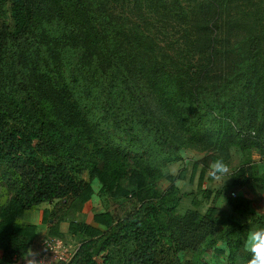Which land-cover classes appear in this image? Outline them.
<instances>
[{"label": "trees", "instance_id": "16d2710c", "mask_svg": "<svg viewBox=\"0 0 264 264\" xmlns=\"http://www.w3.org/2000/svg\"><path fill=\"white\" fill-rule=\"evenodd\" d=\"M185 147L206 152L194 173L264 154V0H0V264L46 252L64 221L81 237L68 264H208L220 240L236 264L264 215L219 191L179 214L185 171L161 167ZM94 181L104 210L78 221ZM232 185L264 174L242 165Z\"/></svg>", "mask_w": 264, "mask_h": 264}, {"label": "rangeland", "instance_id": "374dc122", "mask_svg": "<svg viewBox=\"0 0 264 264\" xmlns=\"http://www.w3.org/2000/svg\"><path fill=\"white\" fill-rule=\"evenodd\" d=\"M180 159L164 164L161 168L162 171L171 174H179L182 170L185 171V179H178L176 181L177 186L180 189L182 196L181 202L177 208L179 214L185 213L188 209H199L202 213H205L209 208L212 198L219 191L220 197L217 205L222 209L234 211L230 205V199L242 198L244 203L250 207L252 212L259 215H264V189L256 185H232L233 177L240 166L251 163L257 169V172L264 174V154L257 148H253L249 151H240L237 148L231 150L230 157L227 160L231 177L225 176L222 179L214 180L210 177L211 165L204 167L201 163L197 169L194 166L206 154L205 151L197 148L185 147L180 151ZM205 168V171H203ZM202 174L204 176L202 177ZM161 188H167L169 181L163 178L160 182ZM95 194L92 198L82 204L80 202L74 203L71 208L75 219L82 222L93 223V216L96 212L104 210L102 201L100 200L98 191L100 185L97 181L93 182ZM3 189L0 184V203L4 200L2 195ZM208 192L212 193L210 199L206 198ZM234 192V194H233ZM53 203H43L37 208L30 210L26 213V216L22 219L23 223H38L42 219L43 211L46 208H53ZM122 211V208L119 207ZM236 218L239 221H244V218L235 213ZM62 239L69 244L73 249H76L81 242V237L71 234L68 230V221H64L61 224ZM257 228L255 224L252 225V229ZM218 248L223 252H216L214 249L209 250L211 260L208 264H228V247L227 244L220 240ZM187 264H200L193 261V253L187 252L185 255Z\"/></svg>", "mask_w": 264, "mask_h": 264}, {"label": "clouds", "instance_id": "9594fccd", "mask_svg": "<svg viewBox=\"0 0 264 264\" xmlns=\"http://www.w3.org/2000/svg\"><path fill=\"white\" fill-rule=\"evenodd\" d=\"M230 175L228 163L222 155L217 156L210 169V177L214 180L222 179ZM246 257H239L236 264H264V227L251 229L244 241ZM37 253L31 249L27 254H22L24 264H44L43 260L37 259Z\"/></svg>", "mask_w": 264, "mask_h": 264}, {"label": "built area", "instance_id": "2783aa9c", "mask_svg": "<svg viewBox=\"0 0 264 264\" xmlns=\"http://www.w3.org/2000/svg\"><path fill=\"white\" fill-rule=\"evenodd\" d=\"M234 194V192H233ZM47 251L37 255V259L44 264H68L76 249H73L61 237H51L46 242ZM11 264H24L21 257H17Z\"/></svg>", "mask_w": 264, "mask_h": 264}]
</instances>
